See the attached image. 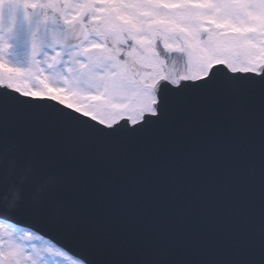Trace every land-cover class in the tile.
<instances>
[{"label": "snow or ice", "instance_id": "snow-or-ice-1", "mask_svg": "<svg viewBox=\"0 0 264 264\" xmlns=\"http://www.w3.org/2000/svg\"><path fill=\"white\" fill-rule=\"evenodd\" d=\"M0 264H264V0H0Z\"/></svg>", "mask_w": 264, "mask_h": 264}, {"label": "clouds", "instance_id": "clouds-1", "mask_svg": "<svg viewBox=\"0 0 264 264\" xmlns=\"http://www.w3.org/2000/svg\"><path fill=\"white\" fill-rule=\"evenodd\" d=\"M22 193L18 189H12L2 197V202L7 205L18 203L21 199Z\"/></svg>", "mask_w": 264, "mask_h": 264}, {"label": "water", "instance_id": "water-1", "mask_svg": "<svg viewBox=\"0 0 264 264\" xmlns=\"http://www.w3.org/2000/svg\"><path fill=\"white\" fill-rule=\"evenodd\" d=\"M52 210H53V211H55V210H56V205H53V208H52Z\"/></svg>", "mask_w": 264, "mask_h": 264}]
</instances>
